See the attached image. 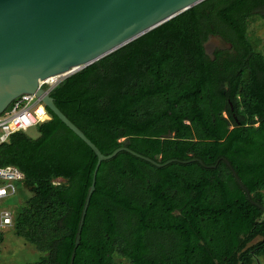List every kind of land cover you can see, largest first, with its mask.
<instances>
[{"label": "trees", "instance_id": "trees-1", "mask_svg": "<svg viewBox=\"0 0 264 264\" xmlns=\"http://www.w3.org/2000/svg\"><path fill=\"white\" fill-rule=\"evenodd\" d=\"M264 0H202L67 75L49 95L103 155L72 264L264 262V53L249 21ZM209 35L230 44L203 51ZM0 142L27 192L12 233L68 264L94 152L52 112ZM170 136H166L167 133ZM194 159V160H192ZM17 192V193H16ZM8 196V195H6Z\"/></svg>", "mask_w": 264, "mask_h": 264}, {"label": "water", "instance_id": "water-1", "mask_svg": "<svg viewBox=\"0 0 264 264\" xmlns=\"http://www.w3.org/2000/svg\"><path fill=\"white\" fill-rule=\"evenodd\" d=\"M202 0H0V112L22 93L39 97L68 129L95 154L96 162L84 199L68 264H72L85 210L94 189L97 167L120 150L156 163L126 147L103 155L85 135L54 105L38 82L67 75L114 51L148 30L187 10ZM213 58V50L230 44L219 35H209L202 44ZM167 133L166 136H170ZM194 160V159H192ZM247 198L246 188L232 172Z\"/></svg>", "mask_w": 264, "mask_h": 264}, {"label": "built area", "instance_id": "built-area-1", "mask_svg": "<svg viewBox=\"0 0 264 264\" xmlns=\"http://www.w3.org/2000/svg\"><path fill=\"white\" fill-rule=\"evenodd\" d=\"M53 80L47 82L43 79L38 82V87L49 93L51 88L58 83L63 76H52ZM51 78V77H48ZM46 118L45 106L39 97L30 93H22L12 99L0 112V142L4 141L14 131L33 127ZM22 173L12 165L0 166V199L15 191L14 181L20 180ZM11 213L3 210L0 213V229L9 225Z\"/></svg>", "mask_w": 264, "mask_h": 264}, {"label": "rangeland", "instance_id": "rangeland-1", "mask_svg": "<svg viewBox=\"0 0 264 264\" xmlns=\"http://www.w3.org/2000/svg\"><path fill=\"white\" fill-rule=\"evenodd\" d=\"M248 29L249 38H252V42L258 44L257 47L264 53V19L260 16H253L249 21ZM26 132L31 136L36 134L34 127H29ZM26 196L27 192L20 191L16 195L2 197L0 213L3 210L11 211ZM12 232L8 225L0 229V264H31L39 253Z\"/></svg>", "mask_w": 264, "mask_h": 264}, {"label": "bare ground", "instance_id": "bare-ground-1", "mask_svg": "<svg viewBox=\"0 0 264 264\" xmlns=\"http://www.w3.org/2000/svg\"><path fill=\"white\" fill-rule=\"evenodd\" d=\"M52 80H53V77H51V78H47V79H46L47 82H50V81H52Z\"/></svg>", "mask_w": 264, "mask_h": 264}, {"label": "flooded vegetation", "instance_id": "flooded-vegetation-1", "mask_svg": "<svg viewBox=\"0 0 264 264\" xmlns=\"http://www.w3.org/2000/svg\"><path fill=\"white\" fill-rule=\"evenodd\" d=\"M215 49H217V48H214V50H215ZM214 50H213V52H214ZM220 50H222V49H220ZM259 264H264V262H261V263H259Z\"/></svg>", "mask_w": 264, "mask_h": 264}, {"label": "clouds", "instance_id": "clouds-1", "mask_svg": "<svg viewBox=\"0 0 264 264\" xmlns=\"http://www.w3.org/2000/svg\"><path fill=\"white\" fill-rule=\"evenodd\" d=\"M49 94V93H48Z\"/></svg>", "mask_w": 264, "mask_h": 264}]
</instances>
